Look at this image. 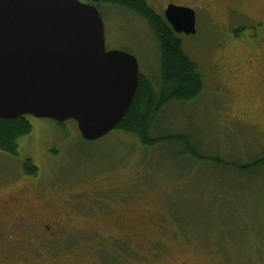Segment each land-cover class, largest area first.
<instances>
[{
  "label": "rangeland",
  "instance_id": "1",
  "mask_svg": "<svg viewBox=\"0 0 264 264\" xmlns=\"http://www.w3.org/2000/svg\"><path fill=\"white\" fill-rule=\"evenodd\" d=\"M147 1L163 15L162 0ZM175 2L194 6L197 12L198 33L182 37L205 88L196 100L169 104L151 135H182L194 150L184 152L178 140L145 146L123 131L89 142L73 119L61 123L29 116L33 131L21 138L19 154L0 152V183L13 179L12 172L6 176L1 169L24 172L23 160L31 156L42 164L40 179L60 190H50V195L60 199L55 205L61 208L77 209L79 203L99 196L98 190L109 193L107 204H121L117 190L103 185L136 183L131 185L133 199L125 198L128 205L121 204V211L137 208L145 213L154 208L149 201L155 199L167 229L149 232L148 240L130 234L135 241L118 248L123 264H264V161L248 171L240 167L264 158V93L259 76L251 79L248 73L256 68L264 75V55L257 57L248 31L237 26L234 17H225V0L211 5L206 0ZM263 5L264 0H244L242 6L256 11ZM105 12L107 49L135 55L141 72L156 83L161 78L160 57L149 26L116 8ZM242 70L245 75H238ZM95 185L103 189L96 193ZM78 191L86 194L79 198ZM78 214L76 224L84 229L83 256L112 258L111 245L104 239L112 232H90L102 224L92 214ZM151 234L163 243L151 241Z\"/></svg>",
  "mask_w": 264,
  "mask_h": 264
},
{
  "label": "water",
  "instance_id": "2",
  "mask_svg": "<svg viewBox=\"0 0 264 264\" xmlns=\"http://www.w3.org/2000/svg\"><path fill=\"white\" fill-rule=\"evenodd\" d=\"M178 34L197 33L196 11L170 3ZM141 79L135 55L107 49L99 8L80 0H0V117L75 120L99 140L121 123Z\"/></svg>",
  "mask_w": 264,
  "mask_h": 264
},
{
  "label": "flooded vegetation",
  "instance_id": "3",
  "mask_svg": "<svg viewBox=\"0 0 264 264\" xmlns=\"http://www.w3.org/2000/svg\"><path fill=\"white\" fill-rule=\"evenodd\" d=\"M221 1L223 0H206L208 5ZM225 1V17H234L237 21L236 25L248 31V42L253 47L252 51H257V57L264 55V5L254 11L250 7L242 6L244 0ZM163 2L166 6L170 3L187 5L175 2V0H162ZM217 24L222 26V22ZM230 72L234 73L235 71ZM248 73L251 79L259 76L264 93L263 73H258L256 68L248 70ZM238 75L244 76L245 73L242 70V73ZM57 151L58 149H55L53 153L57 154ZM23 161L26 170L24 172L19 168L18 172L12 170L3 172L4 170L1 169L2 174L13 175V179L8 180V183L5 184L0 183V264H123V261L118 257V248L130 246L135 241L130 234H134L136 238L141 237L148 240L149 232L163 233L167 229L162 222L166 217L155 206V199L149 201L154 205V208H149L150 211L147 210L145 213L137 208H128L127 212L121 211L123 207L121 204L128 205L125 198L129 201L133 199L131 198V185L136 183L115 186L116 182H112L103 185V188L107 190L109 185L117 190L122 197L121 204L119 202L118 204H107L105 196L109 193L106 194L105 191L101 193L98 190L100 195L95 198L90 197V201L87 203L83 201L78 204L79 199H77V209L71 206L70 209L61 208L55 205L56 201H60V199L50 195L52 187L48 182L45 183L40 179L43 171L41 162L34 156H31L30 159L26 157ZM27 165L33 167L31 172L27 169ZM10 172L12 173L9 175ZM103 188L93 186L96 193L97 189ZM56 190L58 189L55 187L52 191L56 192ZM80 192L78 191L75 196H80ZM35 193L39 196L36 198L29 196L35 195ZM67 193L71 194V192H65V194ZM82 195L79 198H82ZM138 198L134 201H137ZM138 202L140 201L138 200ZM150 203L149 205H151ZM78 213L92 214L97 222L102 224H97L90 232L98 233L103 228L112 232L111 235L104 238L111 245L113 251L109 253L112 258L99 256L97 259L90 260L83 256L84 244L81 234L84 229L76 224ZM150 240L157 244L163 243L161 238H156L153 234L150 235Z\"/></svg>",
  "mask_w": 264,
  "mask_h": 264
},
{
  "label": "trees",
  "instance_id": "4",
  "mask_svg": "<svg viewBox=\"0 0 264 264\" xmlns=\"http://www.w3.org/2000/svg\"><path fill=\"white\" fill-rule=\"evenodd\" d=\"M88 2L95 4L102 16H106L105 9L116 8L141 19L149 26L158 46L161 78L155 83L145 74H141L135 100L114 131L133 134L145 146H157L166 140H178L183 142L184 152H192L193 145L182 135L164 133L156 137L151 135L157 117L169 104L196 100L205 88L203 74L198 63L187 53L182 35L176 33L165 16L157 13L147 0H88ZM29 116L0 117V152L11 156L19 154L21 138L33 131ZM260 161H264V158L240 167L248 171ZM27 169L31 172L33 167L27 165Z\"/></svg>",
  "mask_w": 264,
  "mask_h": 264
}]
</instances>
